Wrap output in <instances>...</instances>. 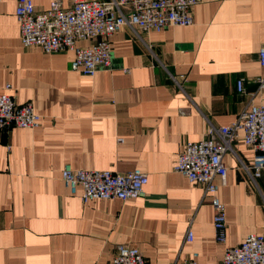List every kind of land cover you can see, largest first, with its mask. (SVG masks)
Wrapping results in <instances>:
<instances>
[{"label":"crops","instance_id":"obj_1","mask_svg":"<svg viewBox=\"0 0 264 264\" xmlns=\"http://www.w3.org/2000/svg\"><path fill=\"white\" fill-rule=\"evenodd\" d=\"M49 1L33 0L34 7L46 11ZM16 7L0 0V94L33 102L41 122L0 129V264H112L120 244L149 264H183L194 254L199 264H221L226 247L264 236V174L254 182L242 167L255 156L242 133L225 155L226 182L217 181L226 246L215 239L211 196L174 172L185 144L205 138L210 124L230 126L264 106L257 94L264 0H200L191 27H126L110 38L111 69L93 77L72 71L71 51L23 46ZM66 164L141 170L149 175L146 196L84 203L82 189L73 195L63 181Z\"/></svg>","mask_w":264,"mask_h":264},{"label":"built area","instance_id":"obj_2","mask_svg":"<svg viewBox=\"0 0 264 264\" xmlns=\"http://www.w3.org/2000/svg\"><path fill=\"white\" fill-rule=\"evenodd\" d=\"M200 0H50L49 9L38 12L33 0H17L16 18L20 26V42L26 47H39L47 54L71 51L74 53L72 71L93 77L99 70L112 67L110 38L126 27L142 32H160L170 27H191L195 23L193 8ZM80 41H89L80 47ZM259 64L264 68V45L259 50ZM244 79L237 82L244 93ZM258 92L264 93V77L257 79ZM7 90L12 87L8 85ZM41 116L33 102L20 105L14 94H0V129H34ZM254 151L253 163L242 167L256 182L264 174V106H251L230 126L210 124L205 138L188 142L179 154L174 172L185 176L191 184L201 185L204 196H211L214 208L213 223L216 241L227 245V207L218 197L219 182L228 177L225 155L234 154V144L240 139ZM62 178L71 194L82 189L84 203L96 200L119 199L124 203L144 198L149 175L141 170L118 174L102 170H75L70 164L62 169ZM185 240L192 243L194 231L187 232ZM221 264H264V236L251 233L245 241L226 247ZM112 264H149L135 247L116 246ZM183 264H199L197 254ZM202 264V263H200Z\"/></svg>","mask_w":264,"mask_h":264}]
</instances>
